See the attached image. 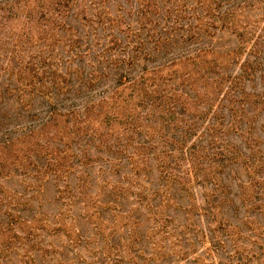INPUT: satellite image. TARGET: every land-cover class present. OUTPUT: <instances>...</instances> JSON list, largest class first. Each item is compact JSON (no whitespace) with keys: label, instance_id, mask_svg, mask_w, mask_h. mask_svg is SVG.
Listing matches in <instances>:
<instances>
[{"label":"rangeland","instance_id":"374dc122","mask_svg":"<svg viewBox=\"0 0 264 264\" xmlns=\"http://www.w3.org/2000/svg\"><path fill=\"white\" fill-rule=\"evenodd\" d=\"M68 2L0 0V264H100L102 253L108 251H120L123 260L119 264H192L199 256L205 258L204 264L214 260L221 264L225 255L236 249L247 254V264H262L263 260L251 256L260 245L264 248V233L260 238L242 225L244 233L233 235L238 238L234 244L232 238L213 233L215 224H209L204 216L194 215L191 220L183 210L173 207L166 212L171 220L157 223L129 194L117 209L101 204L100 212L92 214L90 204L83 208L82 198L59 197L57 187L64 188L66 180L53 184L52 173L43 175L40 165L44 162L54 167L64 154H81L85 149L100 157L86 168L91 176L88 193L105 197L103 183L97 180L98 169L112 154L98 150L97 139L121 143L131 154L137 142L152 139L157 143L161 136L176 137L163 120L173 115L168 101L182 103L187 109L185 118H189L188 113L207 112L209 106L211 115L218 110L217 95L221 97L226 91L225 84L217 86L214 77H224L225 81L226 77H253L240 85L242 97L250 104L239 107L235 99L233 102L237 120L242 116L241 129L254 127L252 134L264 151V52L260 62L248 54L251 49L264 51V0ZM177 18L185 24L184 30L177 27ZM187 20L193 31L212 36L197 42L183 40ZM107 25L113 28L109 30ZM127 25L146 40L140 59L132 65L126 51L121 52L128 50L125 44L131 37L124 33ZM152 27L155 30L151 32L159 34L153 40L151 34L146 36ZM109 32L118 40L117 47L110 50ZM201 47L207 51L196 56ZM241 63L246 72L241 71ZM116 77L128 78L117 83ZM204 84L208 93H204ZM86 104L82 128L71 127L79 121L77 116ZM224 104L230 102L225 99ZM52 106L63 114L75 109L68 117L69 125L61 115L56 116L55 126L38 129ZM220 112L227 122L228 106ZM229 138L246 152L245 141L237 132ZM130 165L124 160L120 175H104L110 181L108 187L119 179L124 184L137 183ZM81 169L74 166L70 172L73 187ZM147 175L150 182L141 180L138 185L157 187L155 168ZM226 181L238 210L226 207L224 216L241 225L244 208L235 195L239 188L228 176ZM201 193L195 187L198 204H203ZM91 198L93 203L95 197ZM256 221L263 223L259 216ZM182 223L189 224L184 233ZM211 240L220 242L216 249ZM181 247L187 248L186 257ZM135 249L139 255L134 257L131 251Z\"/></svg>","mask_w":264,"mask_h":264},{"label":"trees","instance_id":"16d2710c","mask_svg":"<svg viewBox=\"0 0 264 264\" xmlns=\"http://www.w3.org/2000/svg\"><path fill=\"white\" fill-rule=\"evenodd\" d=\"M64 1L65 3H69L68 0ZM64 6L68 7V5ZM175 22L178 23L177 27H179L180 30L185 29V24L182 22V19L177 18ZM188 23L189 21L187 20L186 24L188 25ZM187 25L183 40L197 42L201 38L203 39V36H212V34L209 33L193 31V28L190 27L191 24ZM107 26L109 30L113 28L111 25ZM153 29L155 30V27L146 31V36L151 34L152 40L155 34L159 35L155 33L156 31L151 32ZM124 31L126 36L131 37L125 44L128 50L123 49L124 51L121 52L126 51L129 64L132 65L140 59V50L144 47V42L146 40L141 38L139 32H131L130 26L128 25ZM110 32V39L108 42L112 46H110L108 50L114 49L118 45V40ZM157 41L159 40L156 39V42ZM204 51H207V49L203 47L199 48L196 56ZM263 52L264 51L260 49H251L248 51V54L253 55L255 61L260 62L259 58ZM233 53H235V50H233ZM234 59L235 55L231 57V60ZM243 63L240 64V68L242 72H246ZM126 78L128 77H116V81L120 83ZM139 78L142 79L143 77ZM251 79H253V77H226L225 81L224 77H214V82L217 83V86H224L225 84L226 91L221 97L217 95L216 101L218 110L214 111L211 115L210 113L213 112L212 106H209L207 112L201 110L197 115L186 113V116H189V118H185L187 109H185L184 105H181L182 103L179 104L178 101H172V103L168 101L169 104H172V106H170L173 115L163 117L165 118L163 120L167 121L166 124L177 134L176 137L171 136L166 138L165 136H161L157 143H154L152 139H146L141 143L137 142L134 147L135 151L131 154L126 153L125 146L120 145L121 143L112 141L109 144L107 141H102L98 138L96 145L98 150H108V152L112 154L110 157L106 158L105 162H102L105 166L103 167L100 165L98 169V175L100 177L97 180L103 183L102 187L107 193L103 198H101V194L99 199V196H92L90 192L88 193L87 186L89 185L91 176L86 168L92 166L93 162H98L100 157L90 155L85 149L80 150L81 154L73 153L71 156L64 154L60 161L56 160L54 167L44 162L42 164L40 163L42 174L48 175L52 173L51 178L54 180L53 184L55 185H58V181L66 180L64 188L58 189L57 187L59 197H69L71 200L74 198H82L84 202L83 208L85 209L88 204H90L94 209L92 214L100 212L98 208L101 204H104L105 208L117 209V207H119V202L131 195L132 200L138 203V207L142 206L148 209L152 214V218L157 223H168L171 218L166 212L173 207L174 209L183 210L184 213H186V217L191 220L194 218V215L204 216L209 224H215L213 233L219 232L227 238H232L234 244L238 242L237 236L244 233L242 231V225L245 226L246 232L262 238L263 235L261 233H264V151H262L259 146L260 143L252 134L254 127L248 125L246 129H241L240 121L242 116L239 115V120H237L238 116L235 114L237 108L233 102L235 99L239 107L250 104L251 101H247L242 97L244 90L240 88V85H242L244 80ZM130 81H133V78L130 79ZM142 82L144 83V80ZM193 89L197 95L199 93L197 92L198 90L196 88ZM238 90L240 93H238ZM205 92L208 93L207 86L204 84V93ZM237 94H240L239 97ZM225 99L230 102V105L224 104ZM30 101L31 100H29V102ZM224 106H228V112L230 113L227 122H225V115L220 112ZM86 109L87 104L84 105L82 115L77 116L79 121L72 122L70 125L71 127H79V130L82 128L80 124L85 123L86 118L84 113ZM74 112L75 109H70L67 113L63 114L61 111L57 112V109L52 106L47 112V118L38 125V129L55 126L56 116L61 115L66 117V125H69L70 122L68 121V117ZM206 118L207 122L203 123ZM200 121L201 124L198 125ZM132 130L136 129L132 128ZM232 132H237L244 139L246 152L241 150L239 146L229 138ZM87 135L88 132L83 136ZM190 138H194V141H189ZM84 144L86 145L87 143ZM124 160L130 162V174L139 179V181L150 182L147 172L148 170L151 171L152 167H154L158 177L157 187L141 188V185H138L139 181L134 185L130 181L128 184H124L123 179H119L108 187L110 181H108V177L104 175H120L121 162ZM74 166L75 169L78 166L83 167L76 177L77 182L75 187H73L69 181V175ZM227 176L236 181L239 188V192L235 195L244 208V220L241 225L232 224L231 221L224 216V208L226 207H233L235 210H238V208L234 206L232 191L229 182L226 181ZM123 177L128 180L127 173H123ZM195 187L202 190L201 197L203 204H198L196 202L194 196ZM75 189H78L77 193L79 197H76L75 194L77 193L71 192ZM175 192H177L178 195H176ZM91 197H95L93 203ZM159 211H161V214L159 217H156ZM120 213L124 214V212ZM128 215L130 214L127 213L126 216L128 217ZM131 216L132 215L128 218H132ZM258 216L261 217L263 223L256 221ZM181 226L182 232L184 233L189 227V224L182 223ZM236 233L237 236L233 238V235ZM135 240L136 237L133 238L132 241ZM217 240L220 241V239ZM217 240H215L216 242L211 240V242L214 243V249H216L215 246L220 243ZM112 244L116 246V244ZM181 250H183L182 256L186 257L188 254L187 248L181 247ZM137 251H139V249L131 251V255L134 257L139 255ZM117 252L112 253V251H108L107 253H102L103 258L99 261L100 264H119L123 260V257H119V254H121L119 253L120 251ZM253 253L251 257L254 256L257 260H263L262 264H264L263 246L260 245L258 251ZM260 256H263V258L260 259ZM202 258V256L195 257L194 263L192 264H204L205 258ZM224 258H226V261L225 263L221 262V264H233L232 258L235 260V264L248 263L247 254H243V251L237 249L232 254L228 253L225 255ZM208 264H217V262L214 260Z\"/></svg>","mask_w":264,"mask_h":264}]
</instances>
